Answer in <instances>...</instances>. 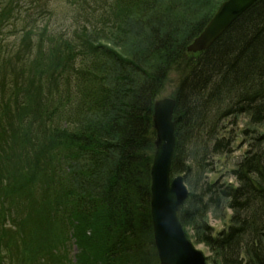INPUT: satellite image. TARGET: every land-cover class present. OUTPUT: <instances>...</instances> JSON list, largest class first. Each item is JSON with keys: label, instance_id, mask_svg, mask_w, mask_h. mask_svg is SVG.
<instances>
[{"label": "trees", "instance_id": "16d2710c", "mask_svg": "<svg viewBox=\"0 0 264 264\" xmlns=\"http://www.w3.org/2000/svg\"><path fill=\"white\" fill-rule=\"evenodd\" d=\"M15 1L0 0V35H20L0 58V264H160L152 111L172 72L182 227L207 264H264V0L197 53L224 0H72L83 18L67 32L49 28L50 0L20 22ZM237 142L235 183L209 180Z\"/></svg>", "mask_w": 264, "mask_h": 264}, {"label": "water", "instance_id": "95a60500", "mask_svg": "<svg viewBox=\"0 0 264 264\" xmlns=\"http://www.w3.org/2000/svg\"><path fill=\"white\" fill-rule=\"evenodd\" d=\"M257 0H224L202 31L187 46L191 53L206 50L246 9ZM175 100L158 98L153 104L154 153L150 167V216L153 240L160 264H207L203 252L187 237L177 216L188 197L183 175L171 177L175 147Z\"/></svg>", "mask_w": 264, "mask_h": 264}, {"label": "rangeland", "instance_id": "374dc122", "mask_svg": "<svg viewBox=\"0 0 264 264\" xmlns=\"http://www.w3.org/2000/svg\"><path fill=\"white\" fill-rule=\"evenodd\" d=\"M48 1V0H45ZM72 0H50L49 1V10L52 12L50 13L45 12L44 16L49 20V28L55 30V31H61V32H67L68 30L71 31L74 27H76L77 23L81 22L82 15L79 14V10L76 5L71 4ZM12 5L14 6L15 11L19 10L18 13L20 16H18V22L21 21V18H24L27 16L31 17L35 15L31 12L30 9L34 8L36 6V0H16ZM72 5V6H71ZM76 6V7H75ZM44 19L38 20V24L41 25ZM3 33L0 35V58H4L7 53H10L15 50L16 44L18 42V38L20 35L16 34H10L5 33L4 36H2ZM170 84L167 85V90L161 95V97L164 96H172L174 88L176 86V73H171L169 78ZM160 97V98H161ZM245 120L242 118L239 121L240 126H244ZM227 128H236L235 126L228 124ZM240 142V139H239ZM237 142V148L234 149L231 153L228 154H222V155H216L211 156L209 158L210 162L212 163L213 170L210 171L207 176L210 178L209 180H219V181H226L235 183V180L233 177H230L228 174V171L233 168L234 162L240 157L242 150L245 146L240 147V143ZM208 221L209 224L215 229L219 230L223 226V220L215 218L208 215ZM185 232L188 236V238L191 240V242L194 244V246L198 249H200L205 256L209 254L208 248L203 243L195 242V239L193 237V231L189 228V226H186ZM77 251L75 246H73L70 242L66 243V252L68 258L74 262V252Z\"/></svg>", "mask_w": 264, "mask_h": 264}]
</instances>
